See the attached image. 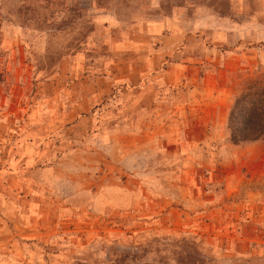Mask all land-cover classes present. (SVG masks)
Segmentation results:
<instances>
[{
	"label": "rangeland",
	"instance_id": "374dc122",
	"mask_svg": "<svg viewBox=\"0 0 264 264\" xmlns=\"http://www.w3.org/2000/svg\"><path fill=\"white\" fill-rule=\"evenodd\" d=\"M264 0H0V264H264Z\"/></svg>",
	"mask_w": 264,
	"mask_h": 264
},
{
	"label": "trees",
	"instance_id": "16d2710c",
	"mask_svg": "<svg viewBox=\"0 0 264 264\" xmlns=\"http://www.w3.org/2000/svg\"><path fill=\"white\" fill-rule=\"evenodd\" d=\"M226 127L234 144L264 140V84L249 80L233 99Z\"/></svg>",
	"mask_w": 264,
	"mask_h": 264
}]
</instances>
